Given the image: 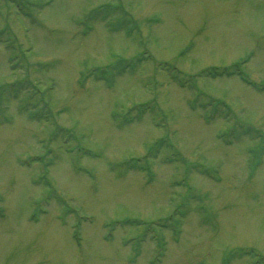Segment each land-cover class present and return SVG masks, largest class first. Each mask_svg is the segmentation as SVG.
I'll use <instances>...</instances> for the list:
<instances>
[{
    "label": "rangeland",
    "instance_id": "374dc122",
    "mask_svg": "<svg viewBox=\"0 0 264 264\" xmlns=\"http://www.w3.org/2000/svg\"><path fill=\"white\" fill-rule=\"evenodd\" d=\"M0 264H264V0H0Z\"/></svg>",
    "mask_w": 264,
    "mask_h": 264
}]
</instances>
